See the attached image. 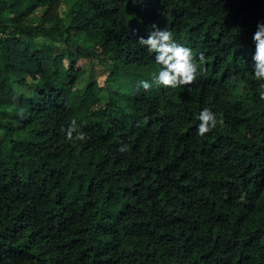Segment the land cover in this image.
Returning <instances> with one entry per match:
<instances>
[{"label":"trees","instance_id":"obj_1","mask_svg":"<svg viewBox=\"0 0 264 264\" xmlns=\"http://www.w3.org/2000/svg\"><path fill=\"white\" fill-rule=\"evenodd\" d=\"M0 264H264V0H0Z\"/></svg>","mask_w":264,"mask_h":264},{"label":"rangeland","instance_id":"obj_2","mask_svg":"<svg viewBox=\"0 0 264 264\" xmlns=\"http://www.w3.org/2000/svg\"><path fill=\"white\" fill-rule=\"evenodd\" d=\"M66 8H67L66 6L61 5L60 8H59V12H60V14L64 15L65 12H66ZM95 74H96V75L99 74V71H98V70H95Z\"/></svg>","mask_w":264,"mask_h":264}]
</instances>
